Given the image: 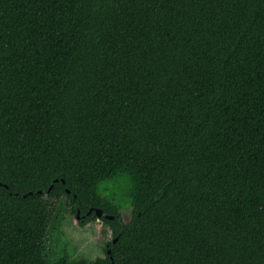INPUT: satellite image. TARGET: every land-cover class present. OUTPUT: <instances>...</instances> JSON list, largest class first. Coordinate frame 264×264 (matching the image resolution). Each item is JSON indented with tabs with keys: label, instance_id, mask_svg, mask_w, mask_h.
<instances>
[{
	"label": "trees",
	"instance_id": "obj_1",
	"mask_svg": "<svg viewBox=\"0 0 264 264\" xmlns=\"http://www.w3.org/2000/svg\"><path fill=\"white\" fill-rule=\"evenodd\" d=\"M112 261L264 264V0H0V264Z\"/></svg>",
	"mask_w": 264,
	"mask_h": 264
},
{
	"label": "rangeland",
	"instance_id": "obj_2",
	"mask_svg": "<svg viewBox=\"0 0 264 264\" xmlns=\"http://www.w3.org/2000/svg\"><path fill=\"white\" fill-rule=\"evenodd\" d=\"M125 187L123 182H115L104 185V194L117 202L123 201ZM47 232L48 260L57 258H68L69 260L85 258L94 260L104 257V248L111 239L109 230L103 231V224L100 219L89 222L86 225H79L75 215H67L65 202L58 201ZM121 215L124 221H128L131 214V207L124 203Z\"/></svg>",
	"mask_w": 264,
	"mask_h": 264
},
{
	"label": "water",
	"instance_id": "obj_3",
	"mask_svg": "<svg viewBox=\"0 0 264 264\" xmlns=\"http://www.w3.org/2000/svg\"><path fill=\"white\" fill-rule=\"evenodd\" d=\"M62 181L64 182V180H62ZM67 192H69V190H67ZM92 210L95 212L97 217H101L104 215L103 210L101 208H93V209L89 210L87 213H90V211H92ZM105 216L106 217H112V216H108V215H105ZM76 219H79V213L76 214ZM106 251H107V253H110V249H107ZM111 264H113V261Z\"/></svg>",
	"mask_w": 264,
	"mask_h": 264
}]
</instances>
